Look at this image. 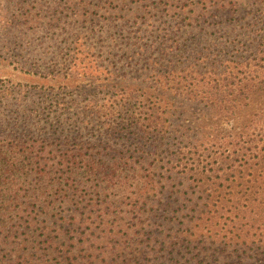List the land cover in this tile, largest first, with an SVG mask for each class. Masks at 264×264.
<instances>
[{
  "label": "trees",
  "instance_id": "16d2710c",
  "mask_svg": "<svg viewBox=\"0 0 264 264\" xmlns=\"http://www.w3.org/2000/svg\"><path fill=\"white\" fill-rule=\"evenodd\" d=\"M197 11L187 39L170 26L119 31L125 41L106 48L129 60L121 72L95 77V47L71 29L21 68L60 79V94L1 83L0 264H264V0H197ZM109 24L94 39H115ZM45 131L76 143L71 153L37 148ZM116 154L149 168L120 169Z\"/></svg>",
  "mask_w": 264,
  "mask_h": 264
},
{
  "label": "rangeland",
  "instance_id": "374dc122",
  "mask_svg": "<svg viewBox=\"0 0 264 264\" xmlns=\"http://www.w3.org/2000/svg\"><path fill=\"white\" fill-rule=\"evenodd\" d=\"M25 1H28L27 4ZM53 1H58L59 5H51L50 9L44 12L33 8V5L40 6L42 0H14L11 2L9 0H0V86H2L1 83H4L5 87L36 85V87L41 86L44 88L41 82H46L54 87L52 92L60 94L63 90L58 86L60 79L55 82H47V80L23 74L21 68L23 64L35 65L33 60H27L28 54L31 57H38L42 54L51 55L57 43L61 44L64 42L66 32L73 31L71 29H77L82 33L83 36L81 37L83 39H79V42H86L95 47L92 50V61L88 65L90 66L89 71L95 77L97 75L102 76L105 73L102 68L106 66H108V71H111L115 64V68L119 71L118 69L123 64V61H129L118 50L112 52L106 48V45L110 43L118 44L120 41L122 43L125 41V39L117 38L119 31L123 35L126 30L132 36L136 30L142 31L152 27V31L156 34L170 26L174 30L173 33H177V36L171 37V39H187L197 33V0L172 2L169 3L165 10H162L163 7L161 6L154 9L150 8L152 0H148L149 3L146 6L150 9L149 12L143 8L135 7L133 3H129L124 8L119 9L120 7L115 5H107L105 0H83L84 4L81 9L79 0ZM67 1H71V5L66 4L65 2ZM10 3L13 5H10ZM52 9L56 10L53 11ZM192 9H195L193 13H191ZM57 11L59 12L58 14L55 13ZM27 12L28 14H26ZM107 20L111 22L109 25H117L114 30L111 29L110 33L112 34L111 37L115 39H106L103 36H100L101 39H94L100 35V30H103ZM146 25H149V27ZM214 31V29L209 30V32ZM88 36H93V38L87 39ZM100 46L104 48L100 49ZM98 65H100L99 68L97 67ZM16 83L21 84L17 85ZM31 98L33 97L31 96ZM140 99L143 98L140 97ZM37 126L41 128L42 125L40 123ZM37 134L39 138L46 136L47 132ZM47 137V139H38L37 148L40 149L41 141L45 140L42 150L53 157L56 156L55 160L59 159V156L64 155L65 152L70 154L74 144H76L71 141L67 142L64 139H58L56 136ZM84 143L87 145L88 143L91 144L92 141L84 139ZM95 156L102 159L108 158ZM116 157L121 158L117 160L118 168L120 169L143 170L149 168L146 162L136 164L135 157H131L128 154L121 156L116 154ZM108 161L111 160L108 159Z\"/></svg>",
  "mask_w": 264,
  "mask_h": 264
}]
</instances>
